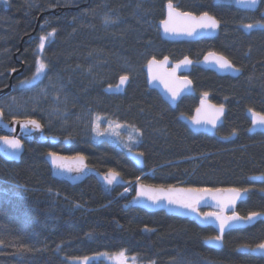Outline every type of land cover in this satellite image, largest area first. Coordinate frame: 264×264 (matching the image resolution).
I'll return each instance as SVG.
<instances>
[{
	"label": "trees",
	"instance_id": "trees-1",
	"mask_svg": "<svg viewBox=\"0 0 264 264\" xmlns=\"http://www.w3.org/2000/svg\"><path fill=\"white\" fill-rule=\"evenodd\" d=\"M171 2L182 12L215 17L218 37L163 41L157 23L169 0H0V91L23 66L10 93L0 95V112L6 121L36 120L47 137L58 140L25 143L19 163L0 158V264H83L85 257L88 264H109L100 256L122 250L138 264H264L241 250L264 242V221L227 233L216 250L206 245L216 236L212 228L163 212L125 209L133 193L119 196L116 189L108 196L93 178L71 186L50 176L48 152L83 156L89 166L116 172L131 186L145 174L141 182L152 186L248 189L237 213L264 212V180L250 181L264 177V136L247 133L248 115H264V29L243 27L264 24V3L251 9L216 0ZM53 30L40 50L39 38ZM210 51L241 75L219 77L193 67L195 96L182 99L176 110L147 87L149 60H199ZM38 61L47 67L33 81ZM121 76L129 78L125 90L111 91ZM201 97L227 108L213 137L193 135L179 120L192 115ZM95 117L140 133L143 169L120 147L93 141Z\"/></svg>",
	"mask_w": 264,
	"mask_h": 264
},
{
	"label": "water",
	"instance_id": "water-1",
	"mask_svg": "<svg viewBox=\"0 0 264 264\" xmlns=\"http://www.w3.org/2000/svg\"><path fill=\"white\" fill-rule=\"evenodd\" d=\"M166 4L164 6V17L161 21L157 23V29L160 38L163 41H166L168 43H195L202 40H213L216 37H218L220 32V23L219 27L215 31H197V33L191 37L186 35H171L166 34L164 31L163 21L168 19V8ZM175 7V6H174ZM179 10V9H178ZM181 11V10H179ZM194 16L199 17L200 15ZM202 15V14H201ZM211 16V15H210ZM215 18V17H214ZM217 20V19H216ZM209 53H214L216 56H223L220 55L214 51H210L206 53L201 59L199 60H192L187 57L188 60L191 61V64L184 65L181 64V61H183L185 58L179 60V61H172L169 57L167 64H163V59H155L157 61L156 64H153L151 69L149 68V64L153 59L149 60V62L146 65V68L144 70L145 74V80L147 87L150 90H153L157 92V94L161 97L162 101L166 103L172 110H175L178 106V104L181 102V100L185 97H192L195 96V89L192 81L189 78V75L192 71L193 67H201L208 71L213 72L219 77H232L237 78L241 75V70L236 68L226 57V59L232 64V68H221L219 64L214 62L213 57L209 56ZM205 57H208L206 60ZM224 57V56H223ZM180 64L179 68H176V65ZM239 71H236V70ZM173 70H175L174 77L171 75L173 73ZM23 71V66H21L20 69H17L13 72H11V78L9 85L0 91V95H8L12 88V79L15 77H18L21 75ZM153 77H159L154 79ZM190 81L191 83L187 86L182 88V90L179 92V95L176 99L172 98L171 93L168 91L166 84L169 86H179L183 83L184 80ZM129 82V78L127 81H125L124 84H120V79L116 85L115 88H112L111 91L115 92H123ZM119 86V87H118ZM204 102L203 105L201 102ZM210 106H215V108H219L222 105H216L212 103L209 99L205 97H201L198 101L197 107L192 113L191 116L181 115L179 117V120L186 126L188 131L192 133L193 135H205L208 137H213L216 135L217 131L222 127L224 123V118L227 113V108L223 106V114L219 117V119L216 121V126L213 127L211 124L207 123H201L196 124L194 123V119L197 118V109H201L200 116L203 119L206 115H211L214 109H212ZM249 119V128L247 130L248 135L253 136L256 134H261L264 136V128L260 127L259 125H253V117L252 112L248 115ZM33 120V119H13L11 121H6L3 118V115L0 116V137L7 136L9 139H18L20 143L22 144V148L16 152L13 155V149H11L8 145L4 144L3 141H0V158L4 162L8 163H19L22 155L25 151V143H31L35 142L38 144H45L49 143L51 145H54L57 143V138L54 137H47L45 134L44 128L40 124L39 129H33L31 125L28 126V128H23L22 124L25 122ZM251 129V131H250ZM64 144L69 145V140H64ZM48 153H54V152H48ZM48 153L45 155L44 159L50 169V176L59 182L66 183L71 186H78L83 184L85 181L93 178L100 189L108 196H110L114 190L121 189L122 191H125L126 189L131 187V183L125 179L121 175H118L114 183L108 184L105 180V177L108 176L109 172L113 171H107L105 173L99 172L93 167L89 166L87 164L86 159L83 156H74V157H67L60 154H56L57 157H67L69 159L64 160L63 163L66 166V168H71V171L62 170L59 168H56L52 164V157L48 155ZM125 156L130 160V162L138 169L144 168V157L139 152L134 151H126ZM77 157H83L82 161H78L73 158ZM79 168V170H77ZM116 173V172H115ZM145 175V174H144ZM143 175V176H144ZM141 176L138 181L133 184V195L128 200L126 205L124 206L125 209H140L147 213H157V212H163L167 216H174L180 219L188 220L193 223H195L200 228H212L216 236L220 234L219 232V226L218 221H216L212 217L206 218L204 216L205 213H219L222 216H231L233 212H235L237 215V208L240 204L245 202L248 198V191L244 194L243 199L237 200L235 202L234 208L228 207L225 208L223 211H221V206L217 204L216 200L213 199V194L208 193H194L192 194L194 197H201L200 202L198 204H195L196 211L193 212L191 209L180 207L176 204H169L167 200H161L159 203L154 204L152 201L148 200L146 197L138 196V191L141 187V185L145 186H152L145 184L141 182ZM262 176H253L250 178V181L253 183H260L263 180L257 179ZM156 188H159L161 186H153ZM174 188L176 190H186V189H193V188H186L184 186H169V187H163L164 189L168 188ZM219 189H229V188H219ZM214 195L217 197V199H220L221 201H225L229 194L227 192H220V193H214ZM261 215L258 216L256 219H254L252 222L247 221V216H241L244 218L241 221L237 222L236 226L230 227L226 229V231L223 234V237L233 231V230H243L247 229L253 225H255L259 221H264V212H257ZM206 245L219 250L223 246V239L222 242L217 244L215 241H211V239L206 241ZM255 248V247H254ZM245 253H249L252 256L255 257H262L260 253L258 252H250V251H244Z\"/></svg>",
	"mask_w": 264,
	"mask_h": 264
},
{
	"label": "snow or ice",
	"instance_id": "snow-or-ice-1",
	"mask_svg": "<svg viewBox=\"0 0 264 264\" xmlns=\"http://www.w3.org/2000/svg\"><path fill=\"white\" fill-rule=\"evenodd\" d=\"M238 4H245L251 9H257L259 5L264 3V0H236ZM168 8V19L164 20L163 26L164 31L166 34L171 35H186V36H193L197 33V31H215L218 27V21L213 16H210L207 12L203 13L199 17L194 16L190 12H182L179 11L176 7H174L171 0H169V3L167 5ZM107 22V21H106ZM247 30H252L253 28H262L264 29V24H246L243 26ZM55 35V30L53 32L48 33L47 36H41L39 48L40 50L44 49L45 41L48 40L50 37ZM210 57H213L214 62L219 64L221 68H232V64L223 56H216L214 53H209ZM207 60L208 57H205ZM168 58L165 57L163 64H167ZM157 61L153 59V61L150 62L149 68L151 69L153 64H156ZM181 64L188 65L191 64V61L187 59V57L181 61ZM47 65L43 63L42 61H38V67L36 71V75L32 77V80H36L38 77H40ZM180 64L176 65V68H179ZM236 71H239L238 69ZM175 70H173V73L171 74L174 77ZM154 79L159 77H153ZM128 80L127 76H121L120 77V84H124L125 81ZM31 81H26L25 83H30ZM191 82L187 81L186 79L183 81V83L179 86L173 87L166 84V87L168 91L171 93L172 98L176 99L179 95V92L182 90V88L187 87ZM119 87V86H118ZM205 96H207V93H205ZM203 105V101L201 102ZM214 111L211 115H206L203 119L200 116L201 109H197V118L194 119V123L201 124V123H207L211 124L213 127L216 126V121L219 119V117L223 114V106L219 108H215V106H210ZM249 111H252L251 109ZM3 113L0 112V116H2ZM253 117V125H259L260 127L264 128V115L256 112H252ZM31 125L33 129H39L40 124L36 120H29L22 124L23 128H28V126ZM117 127H120V125H117ZM251 131V129H250ZM99 134V133H98ZM235 134V133H233ZM0 141H3L4 144L8 145L11 149H13V155L18 152L22 148V144L18 139H9L7 136L0 137ZM50 157H52V164L54 167L71 171V168H66L63 161L67 160L69 158L67 157H57L55 153H48ZM142 155V154H141ZM78 161H82L83 157H77L73 158ZM79 170V168L77 169ZM119 174L115 172H109L108 176L105 177V180L108 184L114 183L117 176ZM257 179L264 180V177H259ZM248 189H238V188H229V189H186V190H176L174 188H168L164 189L163 187H153V186H145L141 185L138 196L146 197L148 200L152 201L154 204L159 203L161 200H167L169 204H176L183 208L191 209V211L195 212L197 209L195 207V204H198L200 202L201 197H194L192 194L194 193H208L213 194V199L216 200L217 204L221 206V211H223L225 208L232 207L234 208L235 202L237 200H241L244 197V194L247 193ZM220 192H227L229 194L228 198L225 201H221L220 199H217V197L214 195V193H220ZM260 213H251L246 219L248 222H252L254 219H256L258 216H260ZM204 216L206 218L212 217L216 221H218L219 226V232L220 234L212 237L211 241H215L217 244L222 242L223 234L226 231V229L230 227L236 226L237 222L241 221L242 217L237 215L235 212L231 216H222L219 213H205ZM241 250L243 251H250V252H258L262 256H264V242L256 245L255 248H248L247 246H244ZM116 260V264H127V257L125 255V251H121L114 257ZM133 261L135 258H132ZM83 264H88V258H83Z\"/></svg>",
	"mask_w": 264,
	"mask_h": 264
},
{
	"label": "rangeland",
	"instance_id": "rangeland-1",
	"mask_svg": "<svg viewBox=\"0 0 264 264\" xmlns=\"http://www.w3.org/2000/svg\"><path fill=\"white\" fill-rule=\"evenodd\" d=\"M216 1L228 2L241 7H248L245 4H238L236 0H216ZM117 125H120V127H117ZM92 139L97 143L108 142L113 146L120 147L124 151L138 152L137 150L140 143V133L134 128L127 126L125 124L114 122L104 117H95L92 128ZM136 182H134L133 184H135ZM132 193H133V189L128 188L125 191L121 192L119 196H129ZM115 256L116 255L114 256L101 255L100 257L102 259H105V261L109 264H116V260L114 259ZM132 258L133 257H127V264H138V260L134 257L135 260L133 261ZM88 260H90V258H88Z\"/></svg>",
	"mask_w": 264,
	"mask_h": 264
},
{
	"label": "flooded vegetation",
	"instance_id": "flooded-vegetation-1",
	"mask_svg": "<svg viewBox=\"0 0 264 264\" xmlns=\"http://www.w3.org/2000/svg\"><path fill=\"white\" fill-rule=\"evenodd\" d=\"M192 97H193V96H192ZM185 98H186V97H185ZM183 99H184V98H183ZM178 105H179V104H178ZM177 107H178V106H177ZM176 109H177V108H176ZM176 109H175V110H176ZM182 115H184V114H182ZM180 116H181V115H180ZM180 116H179V117H180ZM259 135H261V134H259ZM262 136H263V135H262ZM57 143H58V141H57ZM57 143H56V144H57ZM56 144H54V145H56ZM63 144H64V142H63ZM64 145H66V144H64ZM66 146H68V145H66ZM124 152H126V151H124Z\"/></svg>",
	"mask_w": 264,
	"mask_h": 264
}]
</instances>
